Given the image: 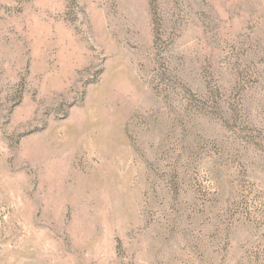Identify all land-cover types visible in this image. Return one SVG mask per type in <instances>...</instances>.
<instances>
[{"label": "rangeland", "instance_id": "374dc122", "mask_svg": "<svg viewBox=\"0 0 264 264\" xmlns=\"http://www.w3.org/2000/svg\"><path fill=\"white\" fill-rule=\"evenodd\" d=\"M0 264H264V0H0Z\"/></svg>", "mask_w": 264, "mask_h": 264}]
</instances>
